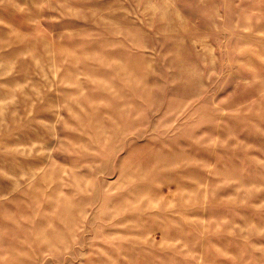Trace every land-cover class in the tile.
Wrapping results in <instances>:
<instances>
[{"label":"rangeland","instance_id":"obj_1","mask_svg":"<svg viewBox=\"0 0 264 264\" xmlns=\"http://www.w3.org/2000/svg\"><path fill=\"white\" fill-rule=\"evenodd\" d=\"M17 5L35 11L0 3L11 26L0 25V62L15 63L0 68V264H264L257 86L229 82L226 115L181 128L182 96L169 114L132 83L131 45L115 33L135 17L116 0H68L46 32ZM241 7L256 15L233 18L243 39L228 47L243 49L241 76L264 77V4Z\"/></svg>","mask_w":264,"mask_h":264},{"label":"clouds","instance_id":"obj_2","mask_svg":"<svg viewBox=\"0 0 264 264\" xmlns=\"http://www.w3.org/2000/svg\"><path fill=\"white\" fill-rule=\"evenodd\" d=\"M3 2L0 0V3ZM116 2L120 5L118 10L126 14V20L135 17V21H139V24L132 21L129 28L115 33L131 45L128 75L132 83L150 101L168 104L169 114L175 97L182 96L180 105L187 103L191 111L181 121V128L192 127L189 121L193 114L205 118L226 115L222 107L224 102H218V95L229 82L235 84L237 89L256 85L259 95L264 97V77L255 68H247L251 73L250 79L241 76L240 69L246 66L238 57L243 49L228 47L233 37L243 39L239 35V22L233 23V18L238 17V21L251 20L256 15H249L250 10L241 7L244 0ZM32 4L35 11L26 6L17 7L21 13L27 14L25 23L38 31H47L46 20L60 23L71 11L67 7L68 0H32ZM124 4H128L129 8H125ZM261 4H264V0H261ZM0 25L11 27L3 20H0ZM5 67L14 68L15 63L5 65L0 62V68ZM9 74L10 71L5 73ZM200 142V139L195 141ZM217 144L216 139L207 141V145L212 147ZM32 147L43 150L42 144ZM0 150H4L2 146Z\"/></svg>","mask_w":264,"mask_h":264}]
</instances>
